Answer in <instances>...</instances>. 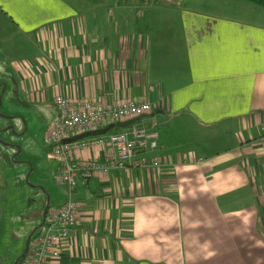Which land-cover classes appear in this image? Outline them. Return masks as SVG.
<instances>
[{"label": "crops", "instance_id": "crops-1", "mask_svg": "<svg viewBox=\"0 0 264 264\" xmlns=\"http://www.w3.org/2000/svg\"><path fill=\"white\" fill-rule=\"evenodd\" d=\"M16 33L35 51L9 71ZM0 39L1 71L27 102L57 114V95L145 101L152 113L133 124L159 134L156 151L78 186L79 222L48 264H264V10L240 0H0ZM144 157L166 164L133 165Z\"/></svg>", "mask_w": 264, "mask_h": 264}, {"label": "built area", "instance_id": "built-area-1", "mask_svg": "<svg viewBox=\"0 0 264 264\" xmlns=\"http://www.w3.org/2000/svg\"><path fill=\"white\" fill-rule=\"evenodd\" d=\"M57 115L46 136L44 146L48 156L58 162L59 183L64 187L66 199L59 206H49L42 226L32 236L20 264H48L60 257V249L68 241L79 222V204L73 198L79 185L87 184L93 177H104L111 169H122L132 164L135 155L151 153L159 147V134L155 123L131 125L123 132H109L102 136L87 137L69 144L65 139L96 131L110 124L140 119L152 113L150 103L125 100L107 105L102 99H68L62 95L54 98ZM264 132V123L260 125ZM107 149L102 160H78L77 155L92 149ZM165 159L141 158L133 165L159 168Z\"/></svg>", "mask_w": 264, "mask_h": 264}, {"label": "rangeland", "instance_id": "rangeland-1", "mask_svg": "<svg viewBox=\"0 0 264 264\" xmlns=\"http://www.w3.org/2000/svg\"><path fill=\"white\" fill-rule=\"evenodd\" d=\"M6 40L13 49L4 62L9 71L14 68L12 60L17 65L22 58L33 56L26 51H35L34 45L17 33ZM1 49L3 45V53ZM3 73L0 68V184L6 183L5 192H0L6 194V204L0 203V264H14L25 249L26 229L31 227L32 232L42 224L47 197L55 206L65 194L58 179V162L48 156L43 142L57 115L55 109L27 102L13 73L9 78Z\"/></svg>", "mask_w": 264, "mask_h": 264}, {"label": "water", "instance_id": "water-1", "mask_svg": "<svg viewBox=\"0 0 264 264\" xmlns=\"http://www.w3.org/2000/svg\"><path fill=\"white\" fill-rule=\"evenodd\" d=\"M138 119H133V120H130V121H126V122H122V123H115V124H110L108 125L107 127L103 128V129H100V130H96V131H91V132H86V133H83V134H80V135H77V136H74V137H71V138H68V139H65L63 141L64 144H69V143H72V142H75V141H78V140H81V139H84V138H87V137H94V136H102V135H105L109 132H111L113 129H115L116 127H120V128H124V127H127L133 123H135ZM50 206V198L47 197V205H46V209L44 211V216L46 214V211L47 209L49 208ZM42 225H40L39 227H37L36 229H34L31 234L29 235L28 239H27V243H26V247H25V251L24 253H22V255L20 256L21 259L24 258L25 256V252H26V249H27V246L32 238V236L37 232V230L41 227ZM14 264H18V260H16L14 262Z\"/></svg>", "mask_w": 264, "mask_h": 264}, {"label": "trees", "instance_id": "trees-1", "mask_svg": "<svg viewBox=\"0 0 264 264\" xmlns=\"http://www.w3.org/2000/svg\"><path fill=\"white\" fill-rule=\"evenodd\" d=\"M243 2H246L248 4L254 5L256 7L261 8L262 10H264V0H240ZM6 190V183H2L0 184V192H5ZM5 199V194L4 195H0V202L2 203V200ZM18 264L21 263L22 259L20 257H18Z\"/></svg>", "mask_w": 264, "mask_h": 264}]
</instances>
